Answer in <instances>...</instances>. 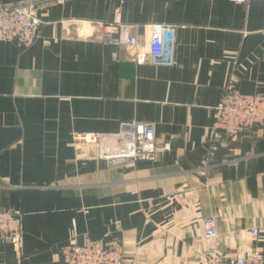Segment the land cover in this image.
Masks as SVG:
<instances>
[{
  "label": "crops",
  "instance_id": "1",
  "mask_svg": "<svg viewBox=\"0 0 264 264\" xmlns=\"http://www.w3.org/2000/svg\"><path fill=\"white\" fill-rule=\"evenodd\" d=\"M32 4L30 44L0 41V208L22 213L0 264H67L83 237L122 244L124 264H202V221L218 246L264 253V128L211 142L232 80L264 94V0H2ZM144 34L172 25V64H137L96 23ZM154 126L153 161H111L75 133ZM252 228L258 235H250Z\"/></svg>",
  "mask_w": 264,
  "mask_h": 264
},
{
  "label": "built area",
  "instance_id": "2",
  "mask_svg": "<svg viewBox=\"0 0 264 264\" xmlns=\"http://www.w3.org/2000/svg\"><path fill=\"white\" fill-rule=\"evenodd\" d=\"M213 1V0H208ZM248 4L261 0H230ZM40 21L34 5L4 6L0 0V41L15 40L27 45L38 36ZM103 42L123 49L137 64L150 62L169 66L172 64V46L176 29L172 25H150L144 34H137L118 22L96 23ZM264 120V94L247 95L236 90L230 80L223 88L219 103L214 109L211 125V142L219 143L223 135L235 136L261 124ZM78 144H94L101 157L111 161H153L156 154L154 126L148 122L123 123L118 133H75ZM22 213L16 209L0 208V243L18 246L22 238ZM203 227L202 264H264V253L234 255L218 246L219 235L215 221L207 217ZM250 235L257 236L252 228ZM67 264H124L126 256L122 244L111 241L103 244L88 236L82 241L69 243L62 251Z\"/></svg>",
  "mask_w": 264,
  "mask_h": 264
},
{
  "label": "rangeland",
  "instance_id": "3",
  "mask_svg": "<svg viewBox=\"0 0 264 264\" xmlns=\"http://www.w3.org/2000/svg\"><path fill=\"white\" fill-rule=\"evenodd\" d=\"M261 124L255 125L254 127H251L249 129H246L244 131H242L241 133L235 135V136H230V135H224L227 139L231 140V141H235L242 133L247 132V131H254V130H259L264 128V120L261 121Z\"/></svg>",
  "mask_w": 264,
  "mask_h": 264
}]
</instances>
